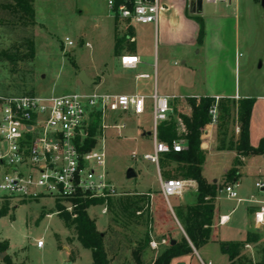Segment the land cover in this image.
Segmentation results:
<instances>
[{
	"label": "rangeland",
	"instance_id": "rangeland-1",
	"mask_svg": "<svg viewBox=\"0 0 264 264\" xmlns=\"http://www.w3.org/2000/svg\"><path fill=\"white\" fill-rule=\"evenodd\" d=\"M29 1L34 10V20L21 10L15 0H0V94L62 96L91 93L80 81V76L84 72L81 69L86 68L87 74L92 75L91 66L94 64L93 50L85 45L86 43L93 45L99 40L103 48L108 46V41L112 42L116 16L109 10L108 0ZM251 2L252 0H242L243 6L249 11L253 30L249 40L252 54L247 60V65L244 63L241 65L240 80L242 89L249 90L252 95H258L261 94L262 88L264 89V66L260 67L261 63L264 64V8L261 0L257 1L255 8H252ZM67 39L73 42V46H69ZM235 114H232L231 119L217 123L220 140L222 135L227 136L229 128L236 121ZM112 116L108 115L107 125L113 127L123 124L122 121L114 122ZM124 123L128 125V131L119 133L115 128H108L104 136L108 180L121 194L113 199L117 209H121L126 203L127 193L159 186L155 166L141 159L143 155L153 153L152 140H143L140 133L137 136L131 133V129L150 130L152 120L145 116L125 120ZM99 136L100 133L97 134V138ZM134 151L140 156L137 162L132 160ZM233 167L232 157L228 153H223L209 156L203 171L207 179H218L216 184L224 189L218 193L216 200L218 217L229 216L227 224L217 227V242L200 248L205 263L210 261L211 264H229L228 255L224 252L222 244L245 241L252 223V213L255 211L250 207L256 206V201L264 198V190L255 187L257 181L264 180L261 177L264 174V159L253 157L245 160L244 164L242 162L237 182H230L227 178V173ZM130 169L141 170V176L138 179H128L127 172ZM226 171L228 172L223 175ZM182 174L176 170L173 174L162 173V176L164 180L171 178L182 180ZM229 185L234 186L238 198L243 200L242 203L228 197L225 187ZM247 199L251 200L252 204L245 205ZM170 201L175 213L186 206L185 202V205L177 207L176 198H170ZM5 202H8L12 214L14 207L18 208L14 212L15 217L9 214L0 218V242L9 244L6 256L0 259V264H4L6 257L13 260L14 256L25 264H93L91 252L85 249H82L81 258L77 262H73L67 256L63 247H75L78 241L73 232L71 238L60 217L53 215L38 222L40 216L53 214L57 210L53 209L52 200L30 203L0 200V207ZM187 202L190 203L189 200ZM101 210V206L91 208L89 215L96 220L99 228L106 231L110 228L106 234L105 246L110 248L112 253L119 255L116 264H131L126 248L134 249L140 245L142 251H153L152 258L161 256L168 249V242L162 240L156 242V247L151 246L155 239L154 232L150 233V244L148 246L145 244L147 230L150 232L147 214L141 222H133L127 214L120 211L112 213L110 210L108 215H102ZM171 215L167 205L164 224L170 225L173 222L171 219L169 221ZM172 217L174 218L173 215ZM174 221L178 228L175 218ZM252 233L258 234L260 240L256 244L245 246L242 249V258L254 264H264V232L253 228ZM55 235L61 239L60 247ZM38 240L44 242L41 249L37 247Z\"/></svg>",
	"mask_w": 264,
	"mask_h": 264
},
{
	"label": "crops",
	"instance_id": "crops-1",
	"mask_svg": "<svg viewBox=\"0 0 264 264\" xmlns=\"http://www.w3.org/2000/svg\"><path fill=\"white\" fill-rule=\"evenodd\" d=\"M257 1L258 0H252V8L256 7ZM192 2L193 0H161L162 11L158 24L141 25L116 16L113 28V39L112 42H107V47L104 46L102 48L101 45L103 44H101L99 40L93 45L86 43L85 46L93 50L94 53V64L91 66L92 75L87 74L86 68H82L81 71H84L83 74H85L89 80L93 81L94 84L88 87L82 82L81 83L90 92L145 97L146 113L144 115L137 117L132 114L116 113L111 114L113 115L111 118L114 122L116 120L123 122L121 125H116L122 126V129L115 128L121 133L129 129L128 125L124 123L125 120L149 116L152 120V128L150 130L144 128L131 129V133L136 136L140 133L143 140H152L153 152L154 123L152 101L150 97L155 93L169 99L172 108L169 120L174 119L178 123V135L181 138L185 134V126L176 113L188 117L191 116L192 109L188 102L189 99L220 98L231 99L238 102L242 99L256 98V103L251 115L250 143L254 148H258L261 141L264 139V89L261 87V94L252 95L249 90L242 89L240 80L241 65L244 63L246 66L247 60L252 54V47L249 45V40L251 38L253 24L249 11L243 6L242 0H231L218 3H203V12L201 14H196L192 11ZM197 19H201L204 26V38L201 44H199L198 41L200 25ZM129 34H132L134 42L130 40V42L123 44L120 54L116 55L115 47L117 38L123 39ZM125 57L138 58V63L133 67H124L122 65V59ZM263 66L264 64L261 63V67ZM233 113H236L234 115L236 121L229 128L227 136L225 134L222 135V140H225L227 148L231 142L236 143L240 136L238 115L236 111ZM179 141H182L184 147H186V142L184 140L181 139ZM219 144L220 139L217 124H209L204 129L202 135V149L206 153V161L209 156L228 153L232 157L234 165L236 152L230 151L229 149L221 151L219 150ZM133 153L140 158L137 152L134 151ZM148 154L150 153L145 155ZM143 156L141 159L145 161ZM163 156L164 155L160 156L158 165L145 161L154 165L158 172V188L147 187L146 189L136 190L134 193H127V201L122 205L121 209H117L113 204V199L116 196L108 198L103 205H97L102 207V215H108L110 210L112 213L120 211V213L127 214L131 221L141 222L142 219H144V215L147 214V207L150 204V233H155V239L153 240L155 243L160 240L165 243H167L168 240H175L178 242L183 237H186L184 229L173 210L170 198L177 199V207L185 205V202L186 205L194 204L196 198V191L191 190L183 196L170 197L168 201L165 199L161 191L160 183V179L164 180L162 173L173 174L176 168L174 164L170 166L162 164L161 166L160 162L163 160ZM253 157H262L264 159V155L251 156L248 158ZM248 158L242 159L243 164ZM134 161L137 162L138 159ZM133 170L136 174L135 178L138 179L141 176V170ZM227 172L228 171L223 175ZM262 175L261 177L264 179V174ZM207 181L209 183H217L218 179H207ZM257 182L264 183V180L262 181V179H260ZM191 199L194 201L192 200L190 202ZM188 200L190 203L187 202ZM164 202L169 206L178 228H176L173 222H171L170 225L164 224V215H166L164 212V209H166ZM250 203L249 199H247L245 205L248 206ZM255 205L256 206L250 208L257 210L260 207H264V198L262 200H257ZM97 206H91L87 210L88 215L89 210ZM17 208L18 206L14 207L13 211L15 212ZM53 209H57L54 203ZM14 212L13 214L11 212L9 214L15 217ZM56 213L57 210H55L53 214L48 213L43 216L44 218H50L53 215L58 216ZM89 217L95 221L97 230L104 234L105 242L106 234L110 228L107 231L99 228L96 220L90 215ZM169 221H171L170 218ZM253 228L255 229L252 220L250 230L247 231L246 236L249 232H252ZM216 230L217 228H215L214 232L215 240L209 244L217 242ZM68 231L69 235H71L72 232L69 229ZM55 237L59 240L60 244H58V246L60 247L62 243L61 239L58 235H55ZM74 237L77 240V237ZM39 241L40 240H38V242ZM209 244L201 247V249ZM137 247L138 248L134 247V249L126 248L131 264H136L133 253L141 249V246L139 245ZM192 248V253L173 259L171 264H211L210 261L205 263L200 249L197 250L194 247ZM63 249L68 257H70L72 251H77L78 257L75 261L77 262L81 258L82 249L84 248L78 241L77 246L72 248L64 246ZM106 250L112 264L118 263L119 255L112 253L113 251H111L110 248L106 247ZM143 251L141 253L142 264L154 263L159 257L155 256L152 258L154 253L151 250L148 252ZM13 260L15 264L24 263L20 261L17 256H14Z\"/></svg>",
	"mask_w": 264,
	"mask_h": 264
},
{
	"label": "built area",
	"instance_id": "built-area-1",
	"mask_svg": "<svg viewBox=\"0 0 264 264\" xmlns=\"http://www.w3.org/2000/svg\"><path fill=\"white\" fill-rule=\"evenodd\" d=\"M224 1L231 0H202L203 3ZM108 8L113 15L141 25L158 24L162 11L161 0L153 3L123 0L120 6H116L115 0H108ZM67 42L73 46L72 41L67 39ZM137 63L138 58L122 59L124 67H133ZM150 99L154 152L143 156V159L158 165L161 155L180 153L185 147L182 141L169 145L158 140V126L169 121L172 108L169 99L157 93ZM219 101L220 98H216L209 111L211 124L218 123ZM116 113L140 117L146 113V98L97 92L62 96L0 94V200L30 203L50 199L62 206L72 219H77L80 201H106L117 196V188L108 180L104 144L108 128H123L106 124L108 115ZM96 119L100 120L97 132L100 136L93 138L96 144L90 151L82 152ZM132 159L137 160L138 156L133 153ZM160 183L167 201L170 197L197 190V184L192 180L160 179ZM255 187L264 190V183L257 182ZM225 192L230 199L243 202L234 186L225 187ZM59 213L57 210L56 214ZM252 220L255 229L264 232V207L252 213ZM228 222L229 216L219 219V225ZM43 246L42 240L37 242L38 248ZM151 246L156 247V243H151Z\"/></svg>",
	"mask_w": 264,
	"mask_h": 264
},
{
	"label": "trees",
	"instance_id": "trees-1",
	"mask_svg": "<svg viewBox=\"0 0 264 264\" xmlns=\"http://www.w3.org/2000/svg\"><path fill=\"white\" fill-rule=\"evenodd\" d=\"M23 12L30 15L34 20V10L31 7L29 0H15ZM200 25L199 44L203 42L204 26L201 19H197ZM132 34L127 35L123 39L117 38L115 54L119 55L122 45L130 42ZM34 55V50L31 56ZM1 57V55H0ZM215 98L189 99V105L192 109L190 117L176 113L178 118L185 126V134L181 138L178 135V123L171 119L169 122L162 123L158 126V140L171 145L174 141L184 140L186 142L185 150L180 153L171 152L164 155L160 165L166 164L170 166L174 164L176 170L181 171L184 180H192L197 184L195 203L186 205L185 208L179 209L176 213L177 219L182 225L186 237H183L174 246L170 245L168 240V249L157 258L154 264H171V261L177 257H181L193 252V248L200 249L201 247L213 242L215 228L219 225L217 215L216 200L218 193L222 191L216 183H209L203 175V167L206 161V153L202 149V135L204 129L211 124L209 111L214 105ZM256 100L247 98L238 102L231 99H220L218 104L219 121L224 122L231 119L232 113L237 112L238 121L240 123V136L236 143L231 142L226 147L225 140H220L219 150L224 151L229 149L236 152L234 167L227 173V178L230 182H237L240 177L239 167L242 165V159L251 156L264 155V139L261 141L258 148H254L250 143V125L252 110ZM100 128V120L96 119L90 128V138L82 147V152L90 151L96 144L93 139ZM104 200H85L80 201L77 219H72L71 216L57 204V210L60 212L58 217L64 222L67 229L73 232L74 236L84 249L91 251L93 264H112L109 259L104 242V234L97 230L96 223L92 220L87 210L91 206L103 205ZM164 212L166 214L167 204L164 202ZM10 207L8 202H5L0 207V218L9 215ZM150 204L147 207V219L149 225ZM44 216H40L41 221ZM175 224L174 218H170ZM260 240V236L256 233L249 232L243 242H227L222 244L224 252L228 255L229 264H254L251 261H245L242 258V249L250 244H256ZM58 244H60L57 239ZM151 242L150 232L147 230L145 244L148 246ZM9 244L0 242V254L8 251ZM141 251L139 249L133 253L136 264H142ZM78 257L77 251H72L70 259L75 262ZM4 264H15L10 257H6ZM24 264V263H23Z\"/></svg>",
	"mask_w": 264,
	"mask_h": 264
},
{
	"label": "water",
	"instance_id": "water-1",
	"mask_svg": "<svg viewBox=\"0 0 264 264\" xmlns=\"http://www.w3.org/2000/svg\"><path fill=\"white\" fill-rule=\"evenodd\" d=\"M143 1H146V2H149V3H153L154 2V0H143ZM115 3H116V6H120V5L123 4V0H115ZM261 5L264 8V0H261ZM191 8H192L193 13L201 14L203 12V2H202V0H193ZM260 67H261V65H260ZM80 80H81V82L84 85H86L88 87L94 84V82L89 80L85 76V74H83V73L80 76ZM135 177H136V174H135L134 170L133 169L128 170L127 178L128 179H134ZM214 183H216V182H214ZM176 243L177 242L175 240H172L170 245L174 246ZM5 256H6V253H1L0 254V259L4 258Z\"/></svg>",
	"mask_w": 264,
	"mask_h": 264
}]
</instances>
